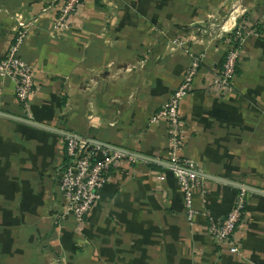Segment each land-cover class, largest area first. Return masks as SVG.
Wrapping results in <instances>:
<instances>
[{
  "label": "crops",
  "instance_id": "obj_1",
  "mask_svg": "<svg viewBox=\"0 0 264 264\" xmlns=\"http://www.w3.org/2000/svg\"><path fill=\"white\" fill-rule=\"evenodd\" d=\"M64 1L0 0V60L24 20L19 54L35 79L26 106L16 81L0 80V264H264V0H82L62 31L54 25ZM244 20L253 32L234 88L218 94L209 80ZM176 39L203 53L180 105L176 152L207 176L206 197L193 191L192 220L177 176L153 160L173 154L166 121L151 117L191 61ZM65 131L143 156L113 164L80 228L62 210ZM218 179L251 188L238 253L209 230V213L222 221L239 191Z\"/></svg>",
  "mask_w": 264,
  "mask_h": 264
},
{
  "label": "built area",
  "instance_id": "obj_2",
  "mask_svg": "<svg viewBox=\"0 0 264 264\" xmlns=\"http://www.w3.org/2000/svg\"><path fill=\"white\" fill-rule=\"evenodd\" d=\"M80 5L81 0H65L54 27L62 31L69 30L71 28L70 19L79 10ZM18 26L20 30L15 42L0 60V80L7 76L12 77L17 84V99L26 106L35 88V79L32 66L19 54L21 44L27 34V23L18 19ZM251 32H253V27L245 20L237 24L233 39L228 40V49L222 67L209 80L211 91L213 90L218 94L231 93L237 79L241 44ZM233 40H238V44L232 42ZM174 42L183 46L190 55L191 61L180 85L172 93L169 100L151 117V122L164 120L168 125L167 133L173 154L168 166L178 178L184 195L187 217L192 220L196 213L193 191L197 187L201 188L203 196L206 197V178L198 170L194 159L179 157L176 152L184 133L180 105L184 97L193 88L194 79L200 72L203 53L191 49L184 39H176ZM69 133L71 134H65L67 162L59 174L64 202L62 210L64 215H72L80 228L84 225L92 207L101 199V191L108 181L109 171L113 164L126 157L135 160L136 155L125 152L121 148L105 146L84 135ZM247 191V189L239 187L234 203L222 221H217L209 213L211 234L221 243L227 244L232 253L239 251L235 233L245 213Z\"/></svg>",
  "mask_w": 264,
  "mask_h": 264
},
{
  "label": "water",
  "instance_id": "obj_3",
  "mask_svg": "<svg viewBox=\"0 0 264 264\" xmlns=\"http://www.w3.org/2000/svg\"><path fill=\"white\" fill-rule=\"evenodd\" d=\"M0 113H2V112H0ZM15 118H17V119H21V120H24V121H28L29 123H32V124L37 125V126H40V127H46V128H47V126H45V125H43V124H41V123H38V122L32 121V120H28V119H24V118H20V117H15ZM64 134H71V133L65 131ZM93 141L98 142V143H101V144H103V145H105V146H108V147H112V148H116V149H120V148H121V147H117V146H114V145H110V144H108V143H105V142H102V141H98V140H95V139H93ZM121 150H124L125 152L130 153V152L127 151L126 149L121 148ZM134 155H136V156H140V157H143V156L138 155V154H136V153H135ZM153 160H155V161H157V162H159V163H163V164L169 165V163H167V162H165V161H160V160H158V159H153ZM202 174H203L204 176H206L204 173H202ZM206 177H207V176H206ZM216 179H217V178H216ZM218 180H221V181H223V182L233 183V184L236 185L237 187L245 188V189H247V190L251 189L248 185L243 184V183L231 182V181H229V180H225V179H218Z\"/></svg>",
  "mask_w": 264,
  "mask_h": 264
},
{
  "label": "trees",
  "instance_id": "obj_4",
  "mask_svg": "<svg viewBox=\"0 0 264 264\" xmlns=\"http://www.w3.org/2000/svg\"><path fill=\"white\" fill-rule=\"evenodd\" d=\"M82 1V0H81ZM231 35H234V33L233 34H231ZM233 37V36H232ZM233 39V38H232ZM232 42H234L235 44H238V40H233Z\"/></svg>",
  "mask_w": 264,
  "mask_h": 264
}]
</instances>
